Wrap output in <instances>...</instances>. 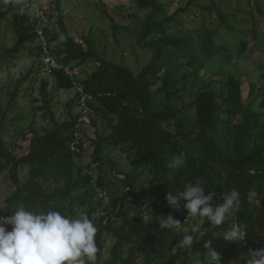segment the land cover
Instances as JSON below:
<instances>
[{"label":"trees","instance_id":"trees-1","mask_svg":"<svg viewBox=\"0 0 264 264\" xmlns=\"http://www.w3.org/2000/svg\"><path fill=\"white\" fill-rule=\"evenodd\" d=\"M141 8H151L139 39L143 46L151 52V59L137 72L116 63L96 51L93 41L83 37L85 47L76 42L67 32L63 15L57 5V13L50 14L46 26L51 52L56 60L63 65H76L93 60L94 69L84 78L71 80L61 70L50 71L58 89H75V84L82 87L83 92L90 96L87 105L90 113L94 112L110 130L108 135H98L92 141V164H97V178L91 175L75 173L74 157L83 155L82 143L75 144L71 150L73 132L77 121L76 113L69 112L68 118L58 121L51 109V100L47 91V83L41 81L40 96L47 126L40 130H31L25 152L14 155L5 147L1 133L8 110L15 101L17 88L11 92L6 107L0 106V172L10 169L16 188L6 198L0 215L7 216L11 206L17 201L29 204L33 211H45L48 208L70 215L71 209L61 205V201H72V194L83 191L81 202L96 195V189L110 190L107 176L103 170L111 171L115 163L100 157L101 147L110 145L120 148L135 167V176L147 174L148 178L139 185L135 177L126 175L122 180L127 188L119 196L110 197L106 207L110 215H104L97 225L96 241L98 249H103L107 237L113 238L109 247V255L102 264H132L136 258H142L143 264H177L188 254H194L201 260L206 253L204 244L211 240L213 247L222 254L221 264H239L232 256L242 247L248 253L249 248L264 247V138L256 133L264 130V117L245 103L239 79L229 75L223 81L219 91L211 88L210 81L201 83L192 99L194 121L185 126L184 118L179 115V107L172 99L179 92V79H173L174 71L167 69L161 75L166 62L174 59L166 57V49H170L188 57L191 73L196 72L207 61L222 54L229 58L232 52L243 55L251 50L250 40H257V15L263 16L264 10L256 7V14L250 15L248 33L232 30L231 36L215 38V31L200 29L190 38H174L165 33L167 20L155 21L158 4L154 0H136ZM214 9L225 28L232 29L223 11L212 3L211 7H201L209 12ZM12 19L16 23L14 34L16 43L11 47L0 46V64L14 57L25 43L33 39L32 10L26 9L22 14L18 5L11 0H0V24ZM160 34V35H156ZM54 43V46H53ZM39 57L41 58L38 49ZM41 60V59H40ZM42 63V62H41ZM195 64V65H194ZM182 75V79L186 78ZM160 82L159 92L163 99L158 107H152V87ZM248 94H254V84L249 85ZM79 98L75 90V101ZM76 103V102H75ZM262 101L261 106H263ZM89 113V114H90ZM93 122V121H92ZM172 122L174 129L168 128ZM80 138V137H79ZM183 152L186 156L184 167L179 170L169 169L167 163L174 155ZM101 164H104L102 166ZM106 164H111L110 167ZM89 168V165H86ZM25 167L27 173L23 181L18 180L16 170ZM42 181L48 182L46 187ZM192 184L204 187L205 194L215 193L214 205L222 203V195L236 189L241 193V208L234 215L226 217L222 225H212L201 218H196L201 227L195 242L186 250L172 255L171 248L184 235L187 210L181 203L180 209H173L165 200L166 193L183 191ZM147 185H149L147 187ZM250 190L257 192L260 203L249 202L247 194ZM153 201L152 210L142 221L125 225L129 211L140 208ZM128 204L130 209L126 208ZM173 214L181 221L170 229H161L160 217ZM144 217V218H145ZM185 221V222H184ZM233 223L245 226L246 235L242 242H225L223 234ZM197 225V226H198ZM246 256L239 261L246 264ZM95 264H98L95 262Z\"/></svg>","mask_w":264,"mask_h":264},{"label":"rangeland","instance_id":"rangeland-1","mask_svg":"<svg viewBox=\"0 0 264 264\" xmlns=\"http://www.w3.org/2000/svg\"><path fill=\"white\" fill-rule=\"evenodd\" d=\"M30 1V0H29ZM34 5L41 9L47 18L50 14L57 13V5L63 15L64 24L68 34L78 43L85 47L83 37H88L93 41L94 47L100 56H104L116 63H122L137 72L151 59V52L143 46L144 41L139 39L140 31L144 27L147 16L151 13V8H141L136 0H31ZM158 4V14L153 17L159 22L167 20L165 33L174 38H190L200 29L215 31V38L231 36L232 30L236 35L239 32L248 33L250 28V15L256 14V7L264 10V0H154ZM217 4L226 16L228 24L232 29H226L219 20L218 15L211 8L209 12L201 10V7ZM257 40H250L251 50H247L243 55L232 52L229 58L225 55H218L216 58L207 61L205 65L196 72V77L191 73L188 65V57L180 53L166 49L165 56L174 58L166 62L161 71V75L169 69L174 71L173 79H179V92L172 99L179 107V115L184 118L185 126H189L194 121V108L192 99L195 92L202 88L201 83L210 81L211 88L219 91L223 86V81L231 75L241 82L242 96L245 103L251 105L254 111L261 113L264 117V15H257ZM16 23L12 19L2 21L0 24V46L11 47L16 43L14 30ZM160 35V34H156ZM230 39V38H229ZM54 46V43H53ZM73 76L77 79L86 77L96 66L93 60L76 65L71 63ZM195 65V64H194ZM186 78L182 79V75ZM21 81V83H19ZM41 81L47 83V91L51 100V109L58 121L68 118V113H76L77 105L75 101V89H58L55 87L54 78L41 63L38 47L32 39L25 43L14 57L0 64V106L6 107L9 102L11 92L18 85L15 101L12 103L5 117L1 139L8 149L19 156L25 152V148L30 137L29 131L40 130L46 127L48 120L44 116V110L39 108L42 105L40 96ZM254 84V94H248L249 85ZM160 82L152 87L153 98L152 107H158L163 99V94L158 91ZM42 107V106H41ZM93 121V122H92ZM168 128L174 129L172 122ZM110 130L106 123L94 112L90 113L79 130L83 155L74 157L75 173L81 171V175H92L95 181L97 178V164H92V141L98 135H108ZM258 137L264 138V130L256 133ZM75 150V147H74ZM100 157L103 160H111L115 163L114 169L103 170L107 176L110 190L96 189V195L81 202L79 198L83 191H76L72 194V201H61V205L71 209L70 216L87 213L96 226L102 221V217L110 215L106 207L110 203V197L119 196L127 188L122 180L126 175L135 177V184L144 182L148 176H135V167L128 160L126 154L120 148L110 145L101 147ZM89 165V168L86 166ZM104 166V164H101ZM110 167L111 164H106ZM18 180L23 181L27 173L25 167H18L16 170ZM46 187L48 182L42 181ZM16 183L10 169L0 172V208H3L6 198L15 190ZM126 208L130 209L126 203ZM23 206L28 210L32 207L23 202L17 201L11 209ZM152 204L145 208L130 210L124 224L142 221L147 214H150ZM12 212L9 211L8 215ZM188 219H186L187 221ZM200 220L191 218L183 226V229H191L199 224ZM185 222V221H184ZM9 228L11 226H8ZM113 243L112 237L106 238L103 249H98L97 263L102 264L103 259L109 255V247ZM244 248L239 247L232 256L233 260H240L246 256ZM197 255L188 254L180 259V264H199ZM132 264H143L142 258H136ZM178 264V262H177Z\"/></svg>","mask_w":264,"mask_h":264},{"label":"clouds","instance_id":"clouds-1","mask_svg":"<svg viewBox=\"0 0 264 264\" xmlns=\"http://www.w3.org/2000/svg\"><path fill=\"white\" fill-rule=\"evenodd\" d=\"M185 163L186 156L181 152L171 158L167 167L179 170ZM205 193L204 187L192 184L183 191L173 193L169 190L165 200L176 210L183 202L187 217L201 218V225L205 220L212 225H222L227 216L241 208V193L236 189L224 192L223 202L216 205L211 202L215 193ZM257 195L255 190H250L247 200L259 204ZM10 211L11 215H0V264H95L97 261L98 228L87 213L70 216L52 208L36 212L23 206ZM158 217L162 230L181 223L171 213ZM200 231L199 225L190 230L185 228L182 239L171 248L172 255L191 248ZM246 237L245 226L240 223H233L223 234L225 242H242ZM204 247L207 251L199 264H221L222 254L213 247V242L206 241ZM234 261L240 264L239 260ZM246 264H264V247L249 248Z\"/></svg>","mask_w":264,"mask_h":264},{"label":"built area","instance_id":"built-area-1","mask_svg":"<svg viewBox=\"0 0 264 264\" xmlns=\"http://www.w3.org/2000/svg\"><path fill=\"white\" fill-rule=\"evenodd\" d=\"M14 4L18 5L20 8V12L23 14L26 9L32 10V20H33V40L35 41L41 55V62L43 66L48 70L51 71L53 69L61 70L65 75H67L71 80H74V76L72 73V70L67 65H63L62 63L58 62L51 52V44L48 40L47 33L45 31L47 26V18L45 16V13L38 9L33 1L29 0H11ZM75 84V90L79 94V98L76 101L77 105V121L75 124V129L73 132V142L71 143L70 147L71 150H74L76 141L79 137V130L82 127L83 123L85 122L86 117L90 113V109L87 105V100L90 98V96L86 95L83 92L82 87L78 86L74 81ZM92 176V175H91ZM94 181V180H93ZM153 201L148 202L143 205V208H145L147 205L151 204ZM188 219V217L186 218Z\"/></svg>","mask_w":264,"mask_h":264}]
</instances>
